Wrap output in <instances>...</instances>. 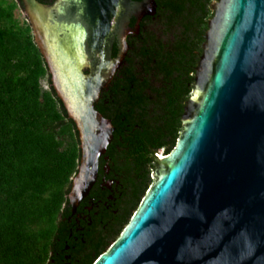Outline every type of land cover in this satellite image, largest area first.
<instances>
[{"label":"water","instance_id":"water-1","mask_svg":"<svg viewBox=\"0 0 264 264\" xmlns=\"http://www.w3.org/2000/svg\"><path fill=\"white\" fill-rule=\"evenodd\" d=\"M21 2L77 131L80 163L69 193L75 204L112 138L94 105L127 53L130 16L153 15L155 3ZM211 9L183 129L168 154H152V183L92 264H264V0H217Z\"/></svg>","mask_w":264,"mask_h":264},{"label":"trees","instance_id":"trees-1","mask_svg":"<svg viewBox=\"0 0 264 264\" xmlns=\"http://www.w3.org/2000/svg\"><path fill=\"white\" fill-rule=\"evenodd\" d=\"M209 2L193 6L159 4L157 13L167 23L182 26L185 37L191 28L198 31L199 37L212 16ZM202 39L200 36L199 42L194 40L193 48ZM158 54L164 65L165 54ZM166 68L171 75V64ZM47 76V66L33 41L30 25L24 32L10 29L0 8V264H42V258L46 261L58 231L57 216L77 171L80 149L76 128L50 80L47 90L41 87L40 79ZM186 84L178 83V95L185 90L181 96L184 99L191 93ZM179 98L167 103L173 114L167 119L163 135L153 144L166 153L180 135L183 99ZM153 170L152 156H143L128 165L127 171L136 179L121 210V221L110 228L111 234L93 241L91 252L82 256L81 264H92L118 237L152 183ZM42 244L45 249L41 250V258L35 248Z\"/></svg>","mask_w":264,"mask_h":264},{"label":"flooded vegetation","instance_id":"flooded-vegetation-1","mask_svg":"<svg viewBox=\"0 0 264 264\" xmlns=\"http://www.w3.org/2000/svg\"><path fill=\"white\" fill-rule=\"evenodd\" d=\"M15 1L22 6L21 0ZM39 1L50 4L54 0ZM144 1L128 0V4L134 6ZM153 1L156 7L153 15H144L140 19L131 15L126 25L127 53L109 84L100 91L94 105L110 122L112 138L105 152L97 159L95 178L88 193L75 204L69 198L70 183L65 202L57 216L58 231L45 264H81L82 256L91 252L93 241L119 224L124 202L130 196L136 179L127 171L128 165L136 163L143 156L149 159L160 150L153 144L159 135H163V130L168 126L167 119L173 114L166 105L178 97L180 101L185 91L182 90L181 95H178V83L186 81V89L189 88L191 93L195 86L196 68L203 52L205 32L213 16L211 5L217 0L209 2L212 16L207 19L206 28L199 37L194 28L185 37L183 27L167 23L157 13V7L159 4L193 6L208 3V0ZM200 36L203 39L199 46L193 48V41L199 42ZM117 53L118 42L115 39L111 56L114 58ZM158 53L165 54L164 65H161ZM167 64L173 67L170 69L171 75H168ZM48 80L50 75L46 82ZM190 95L186 99L182 98L180 122ZM182 129L181 123L180 132ZM136 152V156L141 154V157H136Z\"/></svg>","mask_w":264,"mask_h":264},{"label":"rangeland","instance_id":"rangeland-1","mask_svg":"<svg viewBox=\"0 0 264 264\" xmlns=\"http://www.w3.org/2000/svg\"><path fill=\"white\" fill-rule=\"evenodd\" d=\"M0 8H2L5 12V23L7 27H9L12 30H16L17 32H24L26 30L27 26L29 25L28 21L26 20V17L22 9L15 0H0ZM40 84L44 90H47L49 88V85L46 82V77L40 79ZM158 152L160 154H163L164 150L160 149ZM151 179L153 181L152 174H151ZM44 249L45 248L43 244L35 248L36 253H39L41 258H42V251H44ZM42 259H41L42 264H45L44 258Z\"/></svg>","mask_w":264,"mask_h":264}]
</instances>
